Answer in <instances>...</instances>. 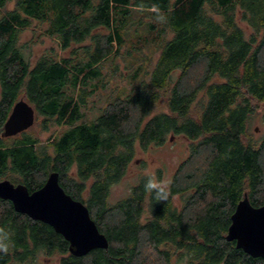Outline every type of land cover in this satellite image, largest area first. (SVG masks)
<instances>
[{"label":"trees","instance_id":"16d2710c","mask_svg":"<svg viewBox=\"0 0 264 264\" xmlns=\"http://www.w3.org/2000/svg\"><path fill=\"white\" fill-rule=\"evenodd\" d=\"M40 25L67 56L29 63L20 37ZM117 58L134 59L125 93L82 120L86 95L103 84L101 66ZM22 96L43 131L66 129L47 144L26 130L2 136ZM260 102L264 0H0V180L31 192L56 171L108 240L74 256L50 225L0 198V264L39 253L56 264H264L225 238L244 193L264 204V136L258 142L248 130ZM160 104L166 111H155ZM168 135L188 140L169 184L160 171L144 173L109 202L136 152Z\"/></svg>","mask_w":264,"mask_h":264},{"label":"water","instance_id":"95a60500","mask_svg":"<svg viewBox=\"0 0 264 264\" xmlns=\"http://www.w3.org/2000/svg\"><path fill=\"white\" fill-rule=\"evenodd\" d=\"M33 122L34 109L21 98L13 104L1 135H15ZM0 198L10 200L16 212L50 225L68 242V251L74 256L108 247L107 238L99 231L87 206L65 192L56 171H51L43 185L31 192L22 184L2 179ZM225 238L251 257L264 259V204L252 205L244 193L230 216Z\"/></svg>","mask_w":264,"mask_h":264},{"label":"rangeland","instance_id":"374dc122","mask_svg":"<svg viewBox=\"0 0 264 264\" xmlns=\"http://www.w3.org/2000/svg\"><path fill=\"white\" fill-rule=\"evenodd\" d=\"M242 25L244 26V24ZM42 26L43 25H40L34 29L28 28L20 37V41L25 45V48L22 49L23 54L30 64H34L42 54H52L58 57L68 55L67 51L60 49L58 42L53 37L44 35ZM247 32H249L248 29ZM124 52L125 50H122V53ZM145 53L148 54V51H145ZM154 53L153 60H155L157 56V52ZM133 60V58H117L114 61L108 60L103 63L101 66L104 74L103 84L95 89L94 92L86 95V103L81 104V111L83 112L82 120L87 122L94 120L113 95L125 93L126 83L123 77L128 69V62ZM22 98L26 100L25 96H22ZM263 108L264 102L257 104L254 116L251 118L248 126V130L252 134L251 136L258 140V142L261 137L264 136ZM157 110L166 111L162 104L155 108V111ZM41 120L42 118L37 117L36 110L34 109V122L31 126L25 129L29 133H33L41 143L47 144L53 136L58 135L67 127V125L64 124H52L47 131H43L40 126ZM15 135L12 136L14 137ZM187 146L188 140L185 137L181 135H168L163 144L151 146L146 151L138 150L122 179L110 187L108 201L113 203L126 196L130 191V187L134 185L138 181L139 176L144 173L154 174L156 171H160L162 177L160 183L165 186L168 185L180 163L188 156ZM56 263L57 257L46 256L43 253H39L35 262L13 261L8 264ZM175 264L187 263L183 260L179 262L177 261Z\"/></svg>","mask_w":264,"mask_h":264},{"label":"clouds","instance_id":"9594fccd","mask_svg":"<svg viewBox=\"0 0 264 264\" xmlns=\"http://www.w3.org/2000/svg\"><path fill=\"white\" fill-rule=\"evenodd\" d=\"M154 185L153 183L151 182V180H149V182L147 183L146 187L147 188H152Z\"/></svg>","mask_w":264,"mask_h":264},{"label":"bare ground","instance_id":"6f19581e","mask_svg":"<svg viewBox=\"0 0 264 264\" xmlns=\"http://www.w3.org/2000/svg\"><path fill=\"white\" fill-rule=\"evenodd\" d=\"M20 133V132H19ZM9 137V136H8Z\"/></svg>","mask_w":264,"mask_h":264}]
</instances>
